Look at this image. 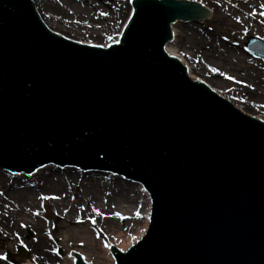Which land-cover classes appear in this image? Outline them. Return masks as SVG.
Listing matches in <instances>:
<instances>
[{
    "label": "water",
    "instance_id": "water-1",
    "mask_svg": "<svg viewBox=\"0 0 264 264\" xmlns=\"http://www.w3.org/2000/svg\"><path fill=\"white\" fill-rule=\"evenodd\" d=\"M210 16L201 0H131L101 46L54 31L32 0H0V166L57 160L141 181L151 224L128 253L110 247L116 264H264V124L163 51L171 22Z\"/></svg>",
    "mask_w": 264,
    "mask_h": 264
},
{
    "label": "rangeland",
    "instance_id": "rangeland-1",
    "mask_svg": "<svg viewBox=\"0 0 264 264\" xmlns=\"http://www.w3.org/2000/svg\"><path fill=\"white\" fill-rule=\"evenodd\" d=\"M201 1L211 8V16L206 17L203 21L199 18L179 19V21H176L178 22L177 24H180L186 29L185 32L182 33L176 32L173 45L178 53L189 63L194 60L196 63H200L202 69L219 72L220 74L216 76L226 81V86L217 87L214 86L215 84L209 79V82L205 81L208 86H214L213 88L219 91L220 94L228 92L234 93L230 94L229 97L242 107L244 106L243 104H246L243 103L244 100L241 99V97H243L246 102L249 101V107L246 108L245 111L254 116L257 115L264 120V61L249 55L245 51L247 38L256 35L264 39V31L241 29L242 22L240 21V16L235 13V15L225 14L227 22L221 19V14L223 15L221 6L224 0ZM227 1L229 5H236V2L234 3L232 0ZM92 2L97 5V8L100 6L103 8L95 12L93 19H87L86 17L79 16V14H73L71 11L72 5H70V3L60 0H35L38 12L47 22H49L48 16L51 14L55 15L56 20L49 22L51 25L50 28L54 31L81 42L105 46L107 43L117 40L115 36L128 17L131 0H123L125 4L123 5V11H121L118 6L115 7L114 11H110L109 9L106 10L101 0H92ZM106 6L108 7L109 4ZM250 6L251 5L248 7ZM251 8H253L250 11L252 15H255V11L259 10L258 6H251L249 9ZM81 13H83V11ZM259 20L257 16L256 21L261 23ZM237 25L240 30H238L237 35L232 36L230 32L236 29ZM193 32L199 33V35L195 37L202 36L203 33H213L216 40L213 41L214 43L209 42L213 45L215 50L213 55L208 56L207 54L201 53V49L198 48V45L202 43L204 39L194 38L195 42L193 38L191 39L192 41L187 40L189 37H192V34H195ZM223 45L231 46L233 55L236 57L233 55H226L225 52L222 51L225 49ZM202 49L206 50V46ZM206 51L210 52L208 49ZM210 56H212V58ZM241 89L243 90L241 91ZM250 103H253V106ZM57 166L59 167V165ZM59 168H71L72 170L84 172L82 169L78 170L74 166L70 167L63 165ZM0 171H3L2 173H4V175L12 177L14 176L9 174L25 175L24 173L10 172L4 169H0ZM105 175L108 177V181L117 177L112 174ZM121 180L123 183L127 182L123 179ZM27 183L30 188L39 186L37 185L38 180L36 179ZM66 183L67 185H64V198L70 204L73 203L75 205L72 204L73 207L76 208V211L72 210V213H69L68 207H63L58 210L55 204H53V201L57 200L53 191L43 187H37L35 189L34 194L36 196V202L31 203L29 201L27 203L29 205H26V210L30 211L33 216L39 218V224L31 223V225H28L20 221V216H15L16 218L12 219L8 214L6 216L0 213V264H42L29 248V244L39 238V231H42V234L48 238L51 245L54 246L53 257L60 260L59 264H64L63 257L65 256L64 248L66 245L61 242L63 241V237H66L67 241L70 239L72 241L75 240V238H71L72 233L70 231L89 228L90 235L92 233L97 241H107L112 236L107 233V229L103 224L101 225V222L98 220V218L103 219L107 216L103 213L101 214V209L97 208L96 205L97 203L111 205L112 202H114V196L110 197L109 194H105V198L100 197L94 193L92 189H87L84 185L85 182L81 180L80 177L73 182L68 180ZM3 192H5V190L3 189L1 191L0 189V200H5L2 195ZM72 193L76 195L75 199ZM58 211H63L65 216H59ZM66 218H75L77 220V222L74 223L76 226L75 230L71 227L64 228V226L68 224ZM60 244H64L61 246L63 249L56 246ZM58 250H60V252ZM90 251L91 250H88L87 252L91 257V264H94L93 259L95 255Z\"/></svg>",
    "mask_w": 264,
    "mask_h": 264
},
{
    "label": "bare ground",
    "instance_id": "bare-ground-1",
    "mask_svg": "<svg viewBox=\"0 0 264 264\" xmlns=\"http://www.w3.org/2000/svg\"><path fill=\"white\" fill-rule=\"evenodd\" d=\"M60 1L70 3V5H72L71 11L73 14H79V16L86 17L87 19L89 18L93 19L94 18L93 16H95L94 15L95 12H97L100 8H103L102 6L97 8V5L93 3L92 0H60ZM232 1L234 3L236 2V5H231V4L229 5L228 1L224 0V3L221 6V11L223 12V15L221 14V19L227 22V18L225 17V14L226 15L236 14L240 16V21L242 22L241 29L264 31V15L260 14L261 12L264 11V8L260 7L261 4H264V0H246V1L232 0ZM32 2L36 7L35 0H32ZM101 2L103 3L104 8L106 10L109 9L110 11H114L116 6L120 7L121 11H123L124 9L123 5H125L123 3V0H101ZM107 4H109L108 7L106 6ZM249 5L259 7V10L255 11L256 12L255 15H252L250 13V11L253 8L249 9L251 7V6L248 7ZM130 7H131V2H130ZM130 7L128 11L129 14H130ZM82 11L83 13H81ZM256 15L260 19L259 21H261V23L256 21V17H257ZM48 17H49V22H53L54 20H56L54 14H51ZM44 20L47 23V25L50 27L51 26L50 23L47 22L46 19ZM176 21L179 20H175L169 24V29L171 34L169 39L165 42L163 46L164 53L167 56L176 59L184 66L185 74L191 81L204 85L211 92L226 99L232 105V107H234L239 112L249 117H252L264 124V120L262 118H260L257 115L254 116L253 114L245 111L246 108L249 107L248 106L249 101L246 102V100L243 97H241V99L244 100L243 103H246L243 104L244 106L242 107L240 106L239 103H236L229 97L230 94H234V93L228 92V93L220 94L219 91L213 88L214 86L217 87L226 86V81L223 78H219L216 76L217 74H220L219 72H215L209 69L207 70L202 69L200 67V63L198 64L194 60L191 63H189L183 56H181V54L178 53L175 46L173 45V39L176 35V32H180V33L185 32L186 28L181 26L180 24H177L178 22ZM124 24L125 23H123L121 29L117 31V34L115 36L117 39L120 36ZM238 30L240 29H238V25H237L236 29H233L230 32L231 35L232 36L237 35ZM193 33L195 34H192V37H189V39L187 40H191L193 38V41L195 42L194 38L204 39V41L198 45V48L201 49L200 50L201 53L207 54L208 56L213 55L215 53V50L213 48V45L209 43V42L214 43L213 41L216 40L213 33H208V34L203 33L202 36H198V37L195 36L199 35V33L198 34L196 32ZM253 36L254 35L249 36L248 38ZM258 38L264 41L263 38L259 36ZM110 43H107L105 46L109 45ZM205 46H206V50L208 49L210 50V52L206 51L205 49H202ZM223 46L225 47V49L222 48L223 49L222 51L225 52L226 55L232 56L233 49L231 48V46H226V45ZM254 49L262 50L264 49V47L258 45L255 46ZM246 52L249 54L247 47H246ZM210 57L212 58V56ZM209 79L212 81V83L215 84L213 87L207 85L206 82H209ZM242 90L243 89H241V91ZM250 104L253 106V103ZM57 165H59V167L63 165H67L70 167L74 166L78 170L82 169L84 172L72 170L71 168H59ZM89 167L90 166H86L82 163H73V164L61 163L57 160H46L42 164L39 163V165H37L31 172H28L26 170L25 171L11 170L10 168H4L0 166V169H4L5 171L9 170L10 172H18L21 174L23 173L25 174L23 176L18 174H9L14 176L12 177V176L4 175V173H2L3 171H0V189L1 191L3 189L5 190V192L2 193V195L4 196L3 198L5 200L3 199L0 200V213L6 216L8 214V216H10L12 219L16 218L15 216H20L19 218L20 221L28 225H31V223L39 224V218L37 216H33L30 211L26 210L27 209L26 205H29L27 204L29 201L31 203L36 202V196L34 193L37 187H43L45 189H50L51 191H53V194L56 196L55 198L57 199L53 201V204H55L56 208L60 210L63 207L64 208L68 207L69 213L70 212L72 213V210L76 211V208L73 207L74 205L73 203L70 204L67 200H65L64 185H67L66 182H68V180L73 182L80 177V179L85 182L84 183L85 187L87 189H92L93 192L99 195L100 197L105 198V194H109L110 197L114 196L113 198L114 202H112L111 205L110 204L104 205L100 203H97L96 205L97 208L101 209V214L103 213L105 216L108 217V218L105 217L103 219L98 218V220L101 222V225L103 224L104 227L107 229V233H109L112 236L107 241H103V240L97 241L95 236L92 235V233L90 235L89 228L88 229L84 228L83 230L77 229L76 231H70L72 233L71 238L72 239L75 238V240L72 241L70 239L69 242L67 241L66 237H63V241H61L66 245L64 248L65 256L63 257L64 264H76L77 258L73 256V253L75 252L84 261L91 264L92 263L90 261L91 257L87 252L88 250H91L90 252H92L93 255H95L93 259L94 264H116L114 255L110 250L111 246H114L115 248L119 249L122 253L126 254L129 252L130 249H132V247H134L137 243H139L147 234L149 226L151 224L150 218L152 216L151 194L141 181L136 180L134 178H130L122 172H118L116 170L114 171V170L94 168V167H91V169L89 170ZM104 173L109 175L112 174L117 177H114V179L108 181V177ZM33 179L38 180L37 185L39 186H34L30 188L27 182ZM121 179L127 182L123 183L121 182L122 181ZM72 195L73 198L75 199L76 195L74 193H72ZM58 215L61 217L65 216L63 211H60ZM66 219L68 221V224L65 225L64 228L71 227L75 230L76 226L74 223H76L77 220L75 218H66ZM38 234H40L39 238L29 244L30 251H32V253L37 256V258L40 260L42 264H59L60 260H57L53 257L54 246L51 245L49 239L42 234V231H39ZM63 245L64 244H60L56 246L61 247ZM58 251L60 252V250Z\"/></svg>",
    "mask_w": 264,
    "mask_h": 264
},
{
    "label": "snow or ice",
    "instance_id": "snow-or-ice-1",
    "mask_svg": "<svg viewBox=\"0 0 264 264\" xmlns=\"http://www.w3.org/2000/svg\"><path fill=\"white\" fill-rule=\"evenodd\" d=\"M260 7H261V8H264V4H261ZM260 14H261V15H264V12H261Z\"/></svg>",
    "mask_w": 264,
    "mask_h": 264
}]
</instances>
